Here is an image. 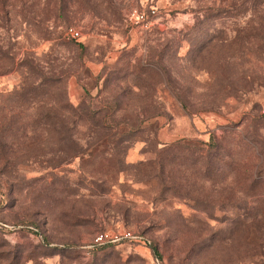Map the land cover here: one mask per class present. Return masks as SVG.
<instances>
[{
  "label": "rangeland",
  "instance_id": "1",
  "mask_svg": "<svg viewBox=\"0 0 264 264\" xmlns=\"http://www.w3.org/2000/svg\"><path fill=\"white\" fill-rule=\"evenodd\" d=\"M263 116L264 0H0V264H264Z\"/></svg>",
  "mask_w": 264,
  "mask_h": 264
},
{
  "label": "built area",
  "instance_id": "2",
  "mask_svg": "<svg viewBox=\"0 0 264 264\" xmlns=\"http://www.w3.org/2000/svg\"><path fill=\"white\" fill-rule=\"evenodd\" d=\"M137 19L136 22L137 23H141L143 26H147L149 24L148 19L145 18L144 14H137ZM81 31L75 29V28H70L67 30V36L68 38H75V39H80L81 37ZM263 120H264V116H263ZM141 236H137L134 232L132 231H124L121 234H113L110 232H101L99 234H97V236L95 237V242L96 244H105V243H109V242H114V241H118L120 239L126 238V239H137Z\"/></svg>",
  "mask_w": 264,
  "mask_h": 264
},
{
  "label": "trees",
  "instance_id": "3",
  "mask_svg": "<svg viewBox=\"0 0 264 264\" xmlns=\"http://www.w3.org/2000/svg\"><path fill=\"white\" fill-rule=\"evenodd\" d=\"M152 248H153V250H154L155 253H158V249H157L156 246H152Z\"/></svg>",
  "mask_w": 264,
  "mask_h": 264
}]
</instances>
